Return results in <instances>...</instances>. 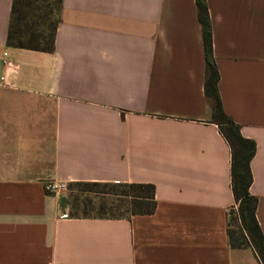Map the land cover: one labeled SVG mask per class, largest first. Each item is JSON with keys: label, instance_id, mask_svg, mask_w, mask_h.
I'll use <instances>...</instances> for the list:
<instances>
[{"label": "crops", "instance_id": "1", "mask_svg": "<svg viewBox=\"0 0 264 264\" xmlns=\"http://www.w3.org/2000/svg\"><path fill=\"white\" fill-rule=\"evenodd\" d=\"M223 108L256 142L264 234V0H206ZM0 0V264H262L233 247L231 148L210 121L196 0H62L53 51L7 45ZM49 181L145 182L156 208L70 214Z\"/></svg>", "mask_w": 264, "mask_h": 264}, {"label": "trees", "instance_id": "2", "mask_svg": "<svg viewBox=\"0 0 264 264\" xmlns=\"http://www.w3.org/2000/svg\"><path fill=\"white\" fill-rule=\"evenodd\" d=\"M196 4L205 50L204 91L210 121L218 125L231 148V187L236 204L230 211L227 224L229 242L233 247H252L264 264V234L256 217L257 197L250 192L253 181L251 160L256 151V142L241 133L240 125L223 108L207 1L196 0ZM61 7L62 0H13L7 45L53 51ZM85 182L110 186V189L99 190L112 199L110 213L101 211L97 215H90L85 212L75 216L125 218L132 214H149L156 208L155 185L152 183Z\"/></svg>", "mask_w": 264, "mask_h": 264}, {"label": "rangeland", "instance_id": "3", "mask_svg": "<svg viewBox=\"0 0 264 264\" xmlns=\"http://www.w3.org/2000/svg\"><path fill=\"white\" fill-rule=\"evenodd\" d=\"M106 189H110V186L74 181L67 183V187L61 193L65 194V204L69 207L71 215H82L85 212L97 215L101 211L110 213L111 197L99 192Z\"/></svg>", "mask_w": 264, "mask_h": 264}, {"label": "built area", "instance_id": "4", "mask_svg": "<svg viewBox=\"0 0 264 264\" xmlns=\"http://www.w3.org/2000/svg\"><path fill=\"white\" fill-rule=\"evenodd\" d=\"M67 187L66 182H55L49 181L45 184V189L47 192H52L55 194H59Z\"/></svg>", "mask_w": 264, "mask_h": 264}]
</instances>
